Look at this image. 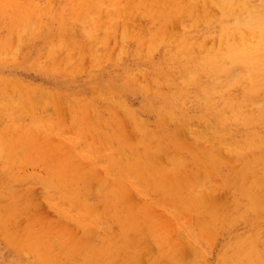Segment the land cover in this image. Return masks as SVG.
<instances>
[{
  "label": "bare ground",
  "instance_id": "6f19581e",
  "mask_svg": "<svg viewBox=\"0 0 264 264\" xmlns=\"http://www.w3.org/2000/svg\"><path fill=\"white\" fill-rule=\"evenodd\" d=\"M251 1L0 0V196L7 197L11 206L15 199L11 195L19 191L16 185L21 187L24 181L28 185H42L41 196L55 207L48 205L52 209L63 210L62 214L91 210L84 217L70 214L68 218L91 227L94 234H89L88 244H100L88 253L86 264H128L121 257L127 258L129 254H122L116 245L117 239H127L128 224L137 219V210L126 206L127 197L134 193L160 203L159 206L166 211H175L178 215L180 212L171 205L188 209L191 221L201 220L197 226L201 225L202 235L206 228L211 234L217 233L218 229L224 230L225 218L211 217L209 224L205 217L202 220L203 215H207L208 206L203 201L191 202L193 193L177 185L159 187L153 178H150L152 184L147 185L142 176L124 166L120 158L133 163L153 160L155 171H160L158 158L161 153L173 162L178 153L187 149L192 152L189 155H194V161L197 160L202 149L200 135L207 132L199 126L213 130L214 123L222 121L219 110L207 103L218 90V84L225 78L234 81L247 78L249 83H264V62L253 66L243 55L250 58L254 52L264 53V43L255 41L257 33L253 31V27L260 24L258 19L264 20V0H256V4ZM213 8L220 10L221 18H211ZM80 16L87 20V29L81 31L75 30L73 24ZM175 21L184 28L179 35L171 33ZM187 23L191 28L186 27ZM116 31L121 32L122 39L117 51H113L110 42ZM212 33L230 34L222 45V54L228 51V58L234 62L227 64L224 57L219 59L218 50L208 48L214 40ZM104 43H107L105 52L96 46L91 48ZM84 45L89 47L86 64H74L66 58L61 62L57 47L65 51L66 57H72L76 52L73 49L81 46L82 50ZM155 52L159 53L158 58L154 57ZM45 53L49 58L41 61ZM127 57H131L130 63H123ZM238 67L245 74L237 72ZM33 76L41 77L44 83L33 81ZM93 84L99 90L94 88L91 91ZM131 85L142 94L143 100L138 108L129 106L122 98V91H136ZM185 102L194 103L193 109L186 113L176 107ZM67 104L72 107L77 120L88 118L94 125L89 124L84 129L85 140L76 143L84 153L77 152L71 163H66L65 171L58 173L55 169L59 166L53 158L51 163L50 150L47 151L50 148L47 127L54 128V114H48V111L52 109L55 114H64ZM150 109L160 115V120L153 123L147 120L145 115ZM39 113L44 115L38 116ZM30 115H37L40 126L30 127L31 122L27 120ZM95 126L101 131L95 132ZM126 126L131 127L132 134L138 137L143 148L150 151L149 156L120 142L118 138L125 137L120 132L121 127ZM91 136L103 139V153L98 162L92 158ZM188 136L193 139L190 146L186 145ZM113 151L117 152L116 156ZM41 161L44 162L40 164ZM205 163L213 169L211 161ZM30 165L37 166L42 172L29 173L27 168ZM239 165L242 172L250 170L247 168L251 166L249 162ZM98 168H102L106 175L99 178L85 176V172H94ZM169 179L163 175L157 180ZM94 180L95 186L92 185ZM192 184L200 187L198 181H192ZM99 209L102 213H98ZM175 214V223L183 230V224ZM161 224L158 222L159 229ZM113 225L120 228L118 233H113L115 236L105 231ZM257 240L263 241V236ZM28 241H36L35 236L29 234ZM24 244L21 241L17 245ZM137 245L135 243L133 250L127 251L140 254L142 246ZM235 245L236 242L228 241L216 264H264V244L253 240L251 250L245 252H239L240 248H234ZM32 250L36 264L54 262L52 251L47 247L35 246ZM86 250L74 251L70 255L77 258L85 255ZM116 260L118 263H114ZM139 262L137 264H142Z\"/></svg>",
  "mask_w": 264,
  "mask_h": 264
},
{
  "label": "rangeland",
  "instance_id": "374dc122",
  "mask_svg": "<svg viewBox=\"0 0 264 264\" xmlns=\"http://www.w3.org/2000/svg\"><path fill=\"white\" fill-rule=\"evenodd\" d=\"M251 3L256 4L257 1L252 0ZM211 18H221V12L218 8L211 10ZM175 22L174 26L171 27V33L179 35L184 31V28L179 21ZM258 22L260 24L253 27L255 29L253 31L257 33L255 41L264 43V20L258 19ZM73 24L75 30L87 29V20L81 16L76 17ZM186 27L191 28V24L187 23ZM212 35H214V40L208 48L218 50L220 52L219 59L224 57L227 64L234 62V60L228 58L230 55L228 51L222 54V50H224L222 45L230 38V34L220 36L212 33ZM121 39V32L116 31L110 42L113 51H117ZM106 44L93 45L91 48L96 46L105 52ZM88 49L87 45H84L82 50L80 46L79 49H73L76 52L72 54V57H66L65 51L56 48L61 62H64L63 59L66 58L78 65H84L89 61ZM261 53L254 52L250 58L246 57L244 53L243 55L255 66V64L264 62V53ZM120 54L124 53L121 52ZM154 57L158 58L159 53L155 52ZM48 58V54L45 53L41 61L48 60ZM235 58L238 59L239 57L236 56ZM130 59L131 57L123 59V63H130L128 62ZM133 64L134 62L131 66ZM235 70L245 74L242 68L238 67ZM30 72L36 73L34 71ZM31 79L38 83H44L41 77L37 79L33 76ZM248 81L247 78H240L236 81L225 78L223 82L218 84V90L207 103L219 110L222 121L214 123L213 130L204 125L199 126L201 129H206L207 132L200 135L202 149H200V156L197 160L194 161V155H189L192 152L187 149L178 153L173 162L167 160L166 154L161 153L158 158L160 171H155L152 166L153 160L133 163L127 158H120L121 163L137 171L147 185L152 184L150 178H153L154 183L159 187L177 185L182 186L186 192L193 193L194 195L190 198L191 202L203 201L208 206L207 215H203L202 220L204 217L205 220L211 217L217 220L225 218L227 220L226 224L221 223L225 229H218L217 233L211 234L206 228L202 235L201 225L197 226V223L200 224L201 220L198 222L196 220L195 222L191 221L192 218L189 216L188 209L182 210L171 205L173 209L180 212V215H178L173 210L174 213L166 211L165 208L159 206L160 203H155L134 193L127 197L126 206L127 208L136 209L138 215L136 221L128 224L126 229L127 239L120 241L117 239L118 244L116 246L121 253L127 252L129 254L127 258L121 257V260L127 261L128 264H137L139 260V263L142 262V264H216L219 254L230 240L236 242L234 248H240L239 252L251 250L250 243L253 240L258 241L260 245L264 244V210H261L264 209V83H249ZM131 86L135 87L136 91H122V98L129 106L138 108L143 100L142 94L136 86ZM94 88L99 90L96 84L91 86V91ZM193 104V102L189 104L185 102L184 105H176V107L186 113L187 110L193 109ZM49 113L54 114L53 123L56 130L53 126L47 127L48 132L46 135L49 138L48 145L50 146L47 151L50 150V155H44L50 156L51 163L53 158V161L58 164L59 167L55 169L56 172L63 173L66 163H71V159L76 157L77 152L84 153L77 147L76 143L85 140L84 129L88 128L89 124L91 126L94 124L88 118L77 120L72 107L68 104L65 106L64 114H55L52 109L48 111ZM117 114L118 116L121 115L118 111ZM40 115H44V113H39L38 116ZM36 117L37 115H30L27 118L31 122L30 127H33V129L40 126V122ZM145 117L151 123L160 120V115L152 109ZM27 120L25 121L28 122ZM91 120L96 121V119ZM94 131H101L100 127L95 126ZM132 131L130 126L121 127L120 132L125 137L118 139L127 147L138 149L143 155L149 156L150 151L143 148L140 140L132 134ZM212 131H215V133L212 134ZM245 137H247V140H245ZM102 140L99 137L94 139L91 136L93 144L92 158L95 162L100 161L102 157ZM192 140L191 136H188L186 145L190 146ZM57 143L62 145L53 148L58 145ZM113 146L117 150L115 144ZM113 155L116 156L117 152L113 151ZM185 155L186 159L184 158ZM215 156L216 160L214 159ZM207 161L212 162L213 169L207 167L206 163L204 165V162ZM42 162L44 161H41L40 164ZM245 162L251 164V166H247L250 170L242 172L243 169H241L239 163L244 166ZM211 169L212 172H210ZM27 171L37 174L42 172L37 166L32 165L28 166ZM85 174V176L99 178L105 176L106 172L102 168H98L97 171L85 172ZM163 175L170 179L157 180ZM192 181H198L200 187L194 186ZM22 184L21 187L16 185L19 191L17 194L11 195L15 197L11 201V206L8 205L7 197L3 199L0 196L3 204L0 207V264H24L22 262L36 264L37 259L32 250L35 246L43 249L47 247V250L52 251L51 256L54 262L50 264H86L88 253L98 248L100 244H88L89 234H94L91 227L68 218L70 214H80L84 217L91 213V210L69 213L65 211L62 214L63 210L52 209L53 206L50 202L41 196L42 185H28L24 181ZM92 185H96V180L93 181ZM13 201L14 205L12 204ZM185 201L189 206L187 197ZM59 209L67 210L66 208ZM98 213H102L101 209ZM173 214L180 219L184 227L183 230L177 227ZM158 222L162 223L160 229L157 226ZM98 229L102 230L103 228L98 227ZM119 230L120 228L114 225L105 229L110 235L118 233ZM29 234L34 235L36 241H28ZM4 235L7 237L4 238ZM260 235L263 236V241L257 240ZM113 236L115 235L113 234ZM21 241L25 244L22 246L17 245ZM246 241L248 242L246 243ZM113 242L110 245H113ZM135 243L139 247L142 246L140 254L127 251L129 249L133 250ZM85 249H87L85 255L77 258L70 255L74 251L81 252ZM183 254H186L185 257ZM118 261L116 260L114 263H118Z\"/></svg>",
  "mask_w": 264,
  "mask_h": 264
}]
</instances>
